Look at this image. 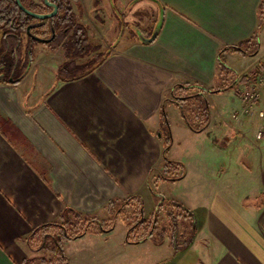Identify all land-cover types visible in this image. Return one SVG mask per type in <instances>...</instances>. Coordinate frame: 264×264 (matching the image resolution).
Segmentation results:
<instances>
[{
    "label": "crops",
    "instance_id": "0c3cea01",
    "mask_svg": "<svg viewBox=\"0 0 264 264\" xmlns=\"http://www.w3.org/2000/svg\"><path fill=\"white\" fill-rule=\"evenodd\" d=\"M88 1L69 0L91 54L107 51L98 65L58 78L64 48L36 42L19 81L0 80V264H32L26 237L65 206L100 216L113 197H156L166 144L183 174L157 186L190 215L188 242L183 228L131 242L114 225L65 241V264H264V92L245 110L238 90L264 69L260 0ZM114 3L148 22L125 35Z\"/></svg>",
    "mask_w": 264,
    "mask_h": 264
},
{
    "label": "trees",
    "instance_id": "16d2710c",
    "mask_svg": "<svg viewBox=\"0 0 264 264\" xmlns=\"http://www.w3.org/2000/svg\"><path fill=\"white\" fill-rule=\"evenodd\" d=\"M19 1L25 8L34 12H48L51 9V7L45 5L43 0ZM49 1L56 4L57 11L52 17L40 20L22 11L15 0H0L1 42L9 48L6 52L11 53V56L4 57L5 60H0V80L5 82L19 81L21 74L31 60V47L34 43L38 42L25 31L27 25L35 22H37V25L30 28L31 34L39 37H48L51 34L52 27L54 37L44 44L52 48L61 45L64 48L68 60L59 66L57 70L58 78L73 79L82 75L98 65L107 54V51L95 52L80 64H75L74 60L76 57L82 58L90 54L93 50L92 46L87 42L86 27L75 21L69 0ZM262 25H264V0H260L258 5L257 32ZM23 36L26 38V45L24 54L22 55L20 49L23 43ZM10 40L13 41V46L10 45ZM234 48L237 49L238 47L235 46ZM14 61L15 63L13 64ZM12 64L14 65V70L10 72ZM5 71L7 72L5 73ZM16 72H18L17 75H15ZM247 79L248 77H242L241 81L244 82ZM181 111L183 118L186 120L182 107ZM167 148L168 144L163 147L164 164L159 172V178L161 180H176L183 174L182 164L168 159L166 156ZM133 204L134 206L136 205L137 216H128L124 213V208L132 206ZM163 205L169 206L170 210L167 214V223L160 224L158 214ZM142 206L141 197L132 194L123 198H111L106 205L107 217L105 218L95 213H83L65 206L57 220L37 225L26 237L28 245L32 239H37L38 245L33 247V250L50 254L49 259L42 255L37 261L32 260V264H65L66 258L62 248L63 242L77 238L87 232H107L113 228L115 220L119 215L125 216V236L131 242L145 238H150L155 242H161L167 237L172 243L178 232L179 223L186 222V219L190 217L186 209L177 201L163 197L157 198L155 209L149 217L143 216ZM188 227L190 228L191 236L193 233V223L191 220L188 222Z\"/></svg>",
    "mask_w": 264,
    "mask_h": 264
},
{
    "label": "rangeland",
    "instance_id": "374dc122",
    "mask_svg": "<svg viewBox=\"0 0 264 264\" xmlns=\"http://www.w3.org/2000/svg\"><path fill=\"white\" fill-rule=\"evenodd\" d=\"M84 1L85 2H89L88 0H84ZM114 5L117 7V5L115 3H114ZM128 6L130 7V4ZM112 8L115 10V7L113 5H112ZM120 11L121 10L118 9V7H117V11L115 10L114 11V14H115V17L117 18L118 29L123 28L122 32L125 33V35L130 34L129 32H134V31L135 32H138L137 31V28H139L140 30L143 29V26L145 25V23L148 22L146 20L147 19V16H145V15H149L150 14V12L147 9H145V15L144 14L141 15L142 17L137 21V20L134 19L135 18V14L132 13V10L131 9H125L124 16L127 18V20L126 19L125 20L128 21V22H125V21L122 20V16L119 13ZM114 14H113V16H114ZM129 20H130V22H129ZM131 21L137 22L138 27L136 28V26H137L136 23H133ZM91 22H92V26H93L92 28L95 31V34H97V35L103 34V32L105 30L104 23L100 24V23H98L99 21H95V20H93ZM99 38H100V35H99ZM99 38H97V40H99ZM22 39H23V41H22L23 43L22 44H24V41L26 40V38L23 36ZM0 45H1L0 46V60H5L4 57L7 58V56H11V53H7L6 52L7 49H9L7 46H5L4 44H1V43H0ZM10 45L13 46V41L12 40H10ZM37 46L44 47V44L42 45V44L38 43ZM89 55H91V53L88 54V56ZM38 58L39 59H43L44 57L41 55V57L38 56ZM82 60H85V58L83 57L81 59V61ZM16 62H17V59H16ZM14 63H15V61L13 62V64ZM13 64L11 65L12 67H11V71L10 72H12L14 70V65ZM6 72L7 71H5V73ZM17 74H18V72L15 73V75H17ZM257 112H258V110H256V114H257V116L259 118H264V117L259 116ZM153 172L154 173L152 174V176L147 181V186L151 187V190L153 191V193H156V197H154V198L153 197H149L148 194H145V196H144V203H143V200H142V204H143V206H142V210H143L142 212L143 213L142 214H143L144 217H149L151 215V213L153 212V210L155 209L156 202H157V197L158 198L159 197L160 198L163 197V198H167L168 199V197H166L165 194L168 193V192H171V190H174L173 187H171L168 183L161 184L160 186H157V184L159 182H161V179H159V180L153 179V178H155V170H153ZM135 206L133 204L132 206L125 207L124 208V213L127 214L128 216H132V215H136L137 216V212H136ZM169 210H170V207L169 206H165V205L162 206V208H161V210H160V212L158 214V220L160 221V224L161 223H167V221H168L167 214L169 213ZM99 214L103 218L107 217V215L104 214V213H102V211L99 212ZM182 228L184 230V233L183 234L179 233V232H181ZM124 231H125V216L124 215H119L116 218V220H115V227L113 229V235H121ZM178 233H179L180 236L183 235L182 237H183V239H184L185 242L189 240V237H190V228L188 227V220H187V222H184L182 224L179 223ZM178 240L181 241V238L178 239ZM173 243H176L175 240H174ZM37 245H38V241H37L36 238L35 239H32L31 242H30V244H29L30 250H32V251H30V250L29 251L31 253H33V255L34 254L37 255V256H35V258L32 259L34 261H37V259L40 257V254L42 253V251H35V250L32 249L33 247H35ZM62 248L65 249L64 252L66 251L67 253L71 254V252H72V246H71V244H68V243H64L63 242ZM43 255L45 257H47V259H49V257H50V254H48V253H44ZM189 257H190V255L188 254L185 257V259L188 261ZM177 262L180 263L181 261H177Z\"/></svg>",
    "mask_w": 264,
    "mask_h": 264
},
{
    "label": "built area",
    "instance_id": "2783aa9c",
    "mask_svg": "<svg viewBox=\"0 0 264 264\" xmlns=\"http://www.w3.org/2000/svg\"><path fill=\"white\" fill-rule=\"evenodd\" d=\"M262 92H264V69H262L261 74L256 79L249 80L241 85L239 93L243 102V108L249 110ZM257 113L259 116L264 117V106L259 108ZM260 128L256 132L257 138L261 135L262 129Z\"/></svg>",
    "mask_w": 264,
    "mask_h": 264
},
{
    "label": "water",
    "instance_id": "95a60500",
    "mask_svg": "<svg viewBox=\"0 0 264 264\" xmlns=\"http://www.w3.org/2000/svg\"><path fill=\"white\" fill-rule=\"evenodd\" d=\"M15 1L17 3L18 7L22 11H24L25 13L31 15L32 17H34L36 19H40V20L45 19V18L52 17L56 13V11H57L56 4L53 3V2H50L49 0H43V2L45 3V5L51 7L50 11H48V12H34V11H31V10L25 8L21 4V2L19 0H15ZM35 25H37V23H32V24H29V25L26 26V30L25 31H26V33L28 35H30L34 40H36V41H38L40 43H46V42H49L50 40H52V38L54 37V30H53L52 27H51V34H50V36H48V37H39V36H36V35L31 34V32H30V28L33 27V26H35ZM154 35H155V31L151 34L150 37L144 38V40L149 41V40H151L154 37ZM9 80H11V78H9Z\"/></svg>",
    "mask_w": 264,
    "mask_h": 264
},
{
    "label": "flooded vegetation",
    "instance_id": "af4514ba",
    "mask_svg": "<svg viewBox=\"0 0 264 264\" xmlns=\"http://www.w3.org/2000/svg\"><path fill=\"white\" fill-rule=\"evenodd\" d=\"M35 23H37V22H35ZM50 36V35H49Z\"/></svg>",
    "mask_w": 264,
    "mask_h": 264
}]
</instances>
